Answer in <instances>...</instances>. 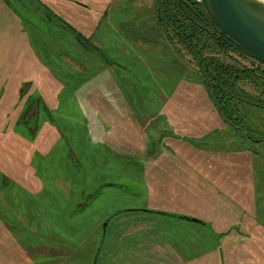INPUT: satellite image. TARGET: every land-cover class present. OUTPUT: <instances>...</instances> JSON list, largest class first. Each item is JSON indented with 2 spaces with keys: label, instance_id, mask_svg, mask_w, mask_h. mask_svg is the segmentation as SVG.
Returning a JSON list of instances; mask_svg holds the SVG:
<instances>
[{
  "label": "rangeland",
  "instance_id": "obj_1",
  "mask_svg": "<svg viewBox=\"0 0 264 264\" xmlns=\"http://www.w3.org/2000/svg\"><path fill=\"white\" fill-rule=\"evenodd\" d=\"M156 5L0 0V264H264V114L222 122Z\"/></svg>",
  "mask_w": 264,
  "mask_h": 264
},
{
  "label": "trees",
  "instance_id": "obj_2",
  "mask_svg": "<svg viewBox=\"0 0 264 264\" xmlns=\"http://www.w3.org/2000/svg\"><path fill=\"white\" fill-rule=\"evenodd\" d=\"M156 3L165 35L190 57L222 122L251 127L249 110L264 114V64L218 28L197 0Z\"/></svg>",
  "mask_w": 264,
  "mask_h": 264
},
{
  "label": "water",
  "instance_id": "obj_3",
  "mask_svg": "<svg viewBox=\"0 0 264 264\" xmlns=\"http://www.w3.org/2000/svg\"><path fill=\"white\" fill-rule=\"evenodd\" d=\"M197 1L218 28L241 45L254 59L264 64V0ZM142 211L203 224L198 219L186 216L146 209ZM106 226L107 223L104 224V228Z\"/></svg>",
  "mask_w": 264,
  "mask_h": 264
},
{
  "label": "flooded vegetation",
  "instance_id": "obj_4",
  "mask_svg": "<svg viewBox=\"0 0 264 264\" xmlns=\"http://www.w3.org/2000/svg\"><path fill=\"white\" fill-rule=\"evenodd\" d=\"M78 41L82 46L83 44L80 42V40H78ZM82 47H84V46H82ZM26 91H27V88H24L23 94L26 93ZM15 106H17V104ZM21 109H22L21 117L23 118V121L25 123H27L26 126L28 127V129L31 130V132H33L35 130V128L37 127L36 123H32L31 121H33L34 118H38L41 109L43 111H46L47 113L49 111L47 108L46 102L43 100L42 96H40V97L35 96V97L26 98L24 107ZM32 109L34 110V114H30Z\"/></svg>",
  "mask_w": 264,
  "mask_h": 264
},
{
  "label": "crops",
  "instance_id": "obj_5",
  "mask_svg": "<svg viewBox=\"0 0 264 264\" xmlns=\"http://www.w3.org/2000/svg\"><path fill=\"white\" fill-rule=\"evenodd\" d=\"M209 224H210V223H209ZM209 227H211V224H210ZM231 228H232V229L234 228L233 230H235V231H236V229H237V232H236V233H237V237H238V238H243V237L248 236V235L242 233L239 227H231ZM232 229H229V228H228L227 232H228V231L230 232ZM227 232H226V233H227ZM221 233H222V232H221ZM221 233H218V234H221ZM224 234H225V231H224ZM213 236L216 238V236H218V235H213ZM238 242H239V241H238ZM218 250H219L220 255H221V257H222V246H221ZM230 254H231V253H230ZM233 255H234V253H233ZM219 258H220V257H219ZM219 258H218V259H219Z\"/></svg>",
  "mask_w": 264,
  "mask_h": 264
}]
</instances>
